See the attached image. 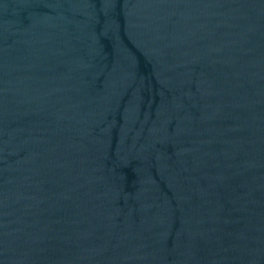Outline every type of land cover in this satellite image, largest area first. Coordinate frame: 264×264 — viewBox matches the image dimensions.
<instances>
[{
  "label": "water",
  "instance_id": "1",
  "mask_svg": "<svg viewBox=\"0 0 264 264\" xmlns=\"http://www.w3.org/2000/svg\"><path fill=\"white\" fill-rule=\"evenodd\" d=\"M0 264H264V0H0Z\"/></svg>",
  "mask_w": 264,
  "mask_h": 264
}]
</instances>
